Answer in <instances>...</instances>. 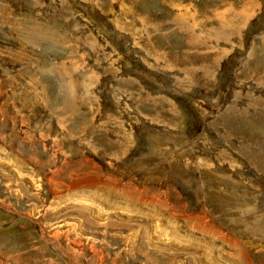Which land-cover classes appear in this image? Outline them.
<instances>
[{
	"label": "rangeland",
	"instance_id": "1",
	"mask_svg": "<svg viewBox=\"0 0 264 264\" xmlns=\"http://www.w3.org/2000/svg\"><path fill=\"white\" fill-rule=\"evenodd\" d=\"M4 1L0 264H264V0Z\"/></svg>",
	"mask_w": 264,
	"mask_h": 264
},
{
	"label": "crops",
	"instance_id": "2",
	"mask_svg": "<svg viewBox=\"0 0 264 264\" xmlns=\"http://www.w3.org/2000/svg\"><path fill=\"white\" fill-rule=\"evenodd\" d=\"M0 1H3V2H5L4 0H0ZM243 6H245V7H247L248 6V9H250L251 11H252V16L254 15V13H255V11L251 8V5H242L241 6V9L242 8H244ZM0 7H2V6H0ZM3 10H2V13H1V16H3L4 17V19H5V21H7V19H8V16H7V12H8V14H11V19L12 18H15V19H19V17L17 16V14H12V13H10V11H7L8 10V8L6 7V6H4L3 5ZM240 8V7H239ZM251 16V17H252ZM10 19V20H11ZM10 20H9V22H10ZM262 34H264V33H262ZM259 36H261V35H259ZM258 36V37H259ZM59 38H61L62 39V36H59ZM42 39V38H41ZM262 41H264V38H263V40ZM76 42V40H74L73 38L72 39H69V38H63V40H61L60 41V45L61 46H63L65 49L64 50H67V51H71V46L74 44ZM41 43V42H40ZM80 43V42H79ZM94 43L95 42H93V43H88V46H89V44H90V51L92 52V49H93V45H94ZM37 44H39V42H37ZM57 45V42H54V44H53V46H50L51 47V49L53 50V51H51L50 53L51 54H53V58H54V64L55 65H57L56 66V69L57 70H55V71H53L55 74H56V72H57V75H58V79H57V81L59 80V82L56 84V87H57V89H60L61 91L62 90H68L70 87H71V85H72V83L75 81V79H76V75H78V76H80V77H83L82 76V73H83V75L85 74V73H88L87 75H86V77H90V74H92V68H89V66H91V65H94V64H96V62H91V64L89 63V61L90 60H92V59H86L87 58V55L86 56H84L85 55V51L83 50V52H84V55H82V59H81V63H75V64H71L70 66H69V69H68V67H67V64H62V62H60L59 61V59H60V57L58 58V56H59V54H60V51L58 50V46H56ZM81 45H83V43H81ZM81 45H78V47L79 46H81ZM85 45H86V43H85ZM39 47H42V45L41 44H39L38 45ZM80 48V47H79ZM80 49H84V48H80ZM83 54V53H82ZM89 54V53H88ZM64 55L66 56V57H68V56H70V55H68V54H65L64 53ZM63 56V55H62ZM118 56V57H117ZM121 55H115V57H117V59H119V57H120ZM58 58V59H57ZM93 59H95V58H93ZM106 59V58H105ZM82 60L85 62V63H82ZM104 60V59H103ZM88 61V62H87ZM104 61H106V60H104ZM103 61V62H104ZM70 62H74L73 60H71L70 59ZM106 63L109 65V61H106ZM107 65V66H108ZM102 66V65H101ZM65 69H67V71H65ZM125 76V75H124ZM120 77H121V75L119 76L118 75V79L120 80ZM137 78H139V80H140V77L139 76H137ZM83 79V78H82ZM125 80H127V84L126 85H133V83H135L134 82V80L135 79H132V77H130L129 75L128 76H125ZM124 80V81H125ZM136 81V80H135ZM141 82H143V81H141ZM60 83V84H59ZM90 82H89V79L87 80V87H89V84ZM135 86H136V83H135ZM134 87V86H133ZM66 90V91H67ZM142 90V89H141ZM140 90V91H141ZM145 93V92H144ZM67 95H69L67 92H66V96H65V102L67 103V101H68V99H71L70 97H68L67 98ZM71 96V95H70ZM144 100L146 101V98L144 97ZM72 101H68V104H70ZM127 112V111H126ZM125 111H123V113H126ZM134 113V112H133ZM138 120H141V121H143V117L139 114V117H138ZM137 120V122H135V123H137V124H139L138 121ZM140 128H145V126H141V125H138ZM86 176V178H88V175L86 174L85 175ZM79 214H83L85 217H86V213L82 210V211H80V213ZM82 232V231H81ZM83 238H81V243H82V240Z\"/></svg>",
	"mask_w": 264,
	"mask_h": 264
},
{
	"label": "bare ground",
	"instance_id": "3",
	"mask_svg": "<svg viewBox=\"0 0 264 264\" xmlns=\"http://www.w3.org/2000/svg\"><path fill=\"white\" fill-rule=\"evenodd\" d=\"M207 17H208V16H207ZM220 20H221V19H220ZM218 27H220V26H218ZM210 29H211V28H210ZM220 29H221V28H220ZM209 32H210V30H209ZM226 32H227V31H226ZM212 35H213V34H212ZM171 55H172V54H171ZM169 58H170V57H169ZM179 61H180V60H179ZM179 61H177V62H179ZM257 64H258V63H257ZM208 65H210V63H209V64L207 63L206 65L204 64V66H208ZM258 66H260V64L257 65V67H258ZM184 69H185V68H184ZM186 70H187V69H186ZM263 73H264V72H263ZM67 96H68V95H67Z\"/></svg>",
	"mask_w": 264,
	"mask_h": 264
}]
</instances>
